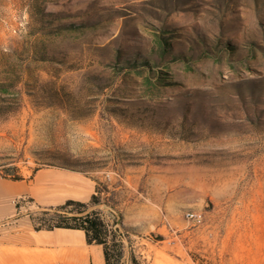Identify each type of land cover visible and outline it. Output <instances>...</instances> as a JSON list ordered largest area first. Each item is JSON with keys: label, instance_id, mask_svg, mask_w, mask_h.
Listing matches in <instances>:
<instances>
[{"label": "rangeland", "instance_id": "obj_1", "mask_svg": "<svg viewBox=\"0 0 264 264\" xmlns=\"http://www.w3.org/2000/svg\"><path fill=\"white\" fill-rule=\"evenodd\" d=\"M0 82L3 178H91L144 264H264V0H0Z\"/></svg>", "mask_w": 264, "mask_h": 264}, {"label": "crops", "instance_id": "obj_2", "mask_svg": "<svg viewBox=\"0 0 264 264\" xmlns=\"http://www.w3.org/2000/svg\"><path fill=\"white\" fill-rule=\"evenodd\" d=\"M95 188L84 174L58 167L21 181L0 174V264H105L102 247L88 245L83 231H36L30 217L69 200L87 202Z\"/></svg>", "mask_w": 264, "mask_h": 264}, {"label": "trees", "instance_id": "obj_3", "mask_svg": "<svg viewBox=\"0 0 264 264\" xmlns=\"http://www.w3.org/2000/svg\"><path fill=\"white\" fill-rule=\"evenodd\" d=\"M16 102H20L17 82H0V118L14 112L17 109ZM13 169L16 173L9 174V179L24 180L18 175L17 169ZM102 204V195L97 188L89 202L69 200L63 205L34 212L30 217L36 231H83L88 245L102 247L105 264H144L136 255L128 232L117 227L116 222L109 223L101 210L92 209Z\"/></svg>", "mask_w": 264, "mask_h": 264}, {"label": "bare ground", "instance_id": "obj_4", "mask_svg": "<svg viewBox=\"0 0 264 264\" xmlns=\"http://www.w3.org/2000/svg\"><path fill=\"white\" fill-rule=\"evenodd\" d=\"M166 262V263H165ZM168 263V261H166L165 259H163V260H157L156 262H155V264H167Z\"/></svg>", "mask_w": 264, "mask_h": 264}, {"label": "built area", "instance_id": "obj_5", "mask_svg": "<svg viewBox=\"0 0 264 264\" xmlns=\"http://www.w3.org/2000/svg\"><path fill=\"white\" fill-rule=\"evenodd\" d=\"M189 217L197 218L195 214H190Z\"/></svg>", "mask_w": 264, "mask_h": 264}]
</instances>
